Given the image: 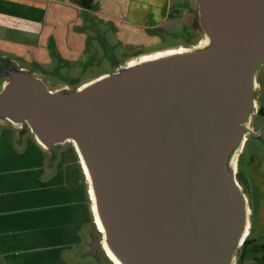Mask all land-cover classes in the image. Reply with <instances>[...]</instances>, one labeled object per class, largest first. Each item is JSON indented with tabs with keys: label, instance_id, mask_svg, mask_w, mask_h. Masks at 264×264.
<instances>
[{
	"label": "water",
	"instance_id": "obj_1",
	"mask_svg": "<svg viewBox=\"0 0 264 264\" xmlns=\"http://www.w3.org/2000/svg\"><path fill=\"white\" fill-rule=\"evenodd\" d=\"M175 37L53 86L0 55V126L51 159L73 146L114 264H239L252 224L239 163L260 110L264 0H187ZM49 76V75H48ZM50 77V76H49Z\"/></svg>",
	"mask_w": 264,
	"mask_h": 264
},
{
	"label": "crops",
	"instance_id": "obj_2",
	"mask_svg": "<svg viewBox=\"0 0 264 264\" xmlns=\"http://www.w3.org/2000/svg\"><path fill=\"white\" fill-rule=\"evenodd\" d=\"M186 2L0 0V55H16L48 75L76 77L79 68L112 49L121 48L128 58L162 49L147 48L159 45L164 34L174 36ZM243 160L255 197L252 222L256 234H263L264 155L254 149L246 157L243 153ZM96 232L87 179L74 147L60 148L51 159L31 136L1 125L0 264H78L95 258Z\"/></svg>",
	"mask_w": 264,
	"mask_h": 264
},
{
	"label": "rangeland",
	"instance_id": "obj_3",
	"mask_svg": "<svg viewBox=\"0 0 264 264\" xmlns=\"http://www.w3.org/2000/svg\"><path fill=\"white\" fill-rule=\"evenodd\" d=\"M182 2H186L187 0H179ZM174 8V7H173ZM175 10V9H174ZM173 13H175V11H173ZM178 13L176 12V15ZM175 26L177 25V23H175ZM177 29L176 31L180 28L179 26H176ZM167 39L165 41H163L162 43H160L157 46H151L149 48H147L148 50L154 49V48H165V47H169V46H174L177 45L179 43H187L188 40H183L180 37H175V36H170L169 34L166 35ZM119 47V45H118ZM117 47V48H118ZM111 51H114L115 55L121 62H123L124 60H126L129 55L125 54L124 52L121 51V48H118L117 50L112 49ZM109 51V52H111ZM109 54V53H107ZM104 58H99L98 60L95 61L94 64H91L89 67H85L82 69H78L77 72H74L76 77H79L80 81H84L87 80L91 77H94L96 75H99L101 73H105V72H111L113 70V66L111 64V60L109 55H107ZM9 56H11L15 61H17V63L20 66H23L25 68H28V70H30L31 72H35V73H42L44 71H42V68H39L35 65H31L28 64L27 62L23 61L22 59H20L18 56L13 55V54H8ZM47 68V67H46ZM45 75L46 79L49 80V83L51 86L58 84L61 82V80L57 77H50L48 76L47 73H42ZM67 80H69V77H65ZM259 82H260V92H259V101L261 103V106L264 105V67L261 68V70L259 71ZM264 121V116H261L259 114L256 115L255 120H254V126L256 127V129H261L262 126H264V124L262 125V122ZM260 124L262 126H260ZM263 140H264V131H263ZM257 150L258 152H260L262 155H264V141H260L258 139H254L253 137L250 136V138L247 141L246 144V148L244 150V157L247 156L248 153H250L252 150ZM246 159V158H243ZM248 164H247V168H248ZM239 168H241L244 172L246 169V163L243 160L242 162L239 163ZM254 185H255V181H254ZM256 187V185H255ZM253 191V190H252ZM254 199L255 197L253 196V193L251 194V205L254 208ZM252 217L253 219L255 218V215L253 216V212H252ZM256 223L252 222L251 224V229H250V233H249V237L254 239V244H257V246H255L257 250H254L253 248H250L244 258V262L245 263H254L256 262L255 260V256L260 257L263 254V247H261V244H264V233L263 234H256ZM78 264H114L112 262V260L106 256L104 254V252H100L98 257L95 258H89L86 259L85 261H77Z\"/></svg>",
	"mask_w": 264,
	"mask_h": 264
},
{
	"label": "trees",
	"instance_id": "obj_4",
	"mask_svg": "<svg viewBox=\"0 0 264 264\" xmlns=\"http://www.w3.org/2000/svg\"><path fill=\"white\" fill-rule=\"evenodd\" d=\"M83 4H86V0H83ZM53 54H56V52L53 51ZM242 170V169H241ZM241 180L243 183L247 186L250 194H252L251 187L248 181V177L244 173V171H241ZM255 246L257 244H254V239L250 238L249 236L246 238L241 250H240V257H239V264H264V244H261V247H263V254L260 257L255 256L256 262L254 263H245L244 258L250 248H253L254 250H259Z\"/></svg>",
	"mask_w": 264,
	"mask_h": 264
},
{
	"label": "flooded vegetation",
	"instance_id": "obj_5",
	"mask_svg": "<svg viewBox=\"0 0 264 264\" xmlns=\"http://www.w3.org/2000/svg\"><path fill=\"white\" fill-rule=\"evenodd\" d=\"M173 11H175V13H176V12L179 13V11H178L177 9H175V10H173ZM173 11H172V14H175V13H173ZM166 35H167V34H166ZM166 35L164 34L163 41H165V40L167 39ZM169 35H170V34H169ZM163 41H162V42H163ZM162 42H161V43H162ZM49 75H50V74H49ZM50 76H51V77H57V78H59L60 80H64L65 77H66V76H63V77H62V76L59 75V74H58V75L52 74V75H50ZM258 114L261 115V116H264V106H261V107H260V110H259V113H258ZM260 126H261V124H260ZM257 130H259V129H257Z\"/></svg>",
	"mask_w": 264,
	"mask_h": 264
}]
</instances>
